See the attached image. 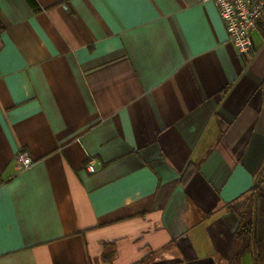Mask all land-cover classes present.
Returning <instances> with one entry per match:
<instances>
[{
  "label": "crops",
  "instance_id": "0c3cea01",
  "mask_svg": "<svg viewBox=\"0 0 264 264\" xmlns=\"http://www.w3.org/2000/svg\"><path fill=\"white\" fill-rule=\"evenodd\" d=\"M34 1L0 0V264H229L264 20L248 56L213 0Z\"/></svg>",
  "mask_w": 264,
  "mask_h": 264
},
{
  "label": "trees",
  "instance_id": "16d2710c",
  "mask_svg": "<svg viewBox=\"0 0 264 264\" xmlns=\"http://www.w3.org/2000/svg\"><path fill=\"white\" fill-rule=\"evenodd\" d=\"M36 8L34 0H26ZM187 164L180 173L179 182L184 184L192 172ZM228 207L238 218V225L233 232V252L229 264H239V257L248 249L252 251L253 264H264V173H259L249 191Z\"/></svg>",
  "mask_w": 264,
  "mask_h": 264
},
{
  "label": "built area",
  "instance_id": "2783aa9c",
  "mask_svg": "<svg viewBox=\"0 0 264 264\" xmlns=\"http://www.w3.org/2000/svg\"><path fill=\"white\" fill-rule=\"evenodd\" d=\"M228 34L240 55L251 56L254 46L250 31L264 20V0H213ZM18 159L22 167L31 164L26 153H19ZM86 168L94 171L90 161Z\"/></svg>",
  "mask_w": 264,
  "mask_h": 264
}]
</instances>
